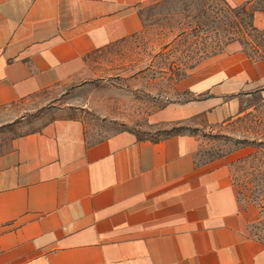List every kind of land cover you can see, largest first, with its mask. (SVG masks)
<instances>
[{
    "label": "crops",
    "instance_id": "0c3cea01",
    "mask_svg": "<svg viewBox=\"0 0 264 264\" xmlns=\"http://www.w3.org/2000/svg\"><path fill=\"white\" fill-rule=\"evenodd\" d=\"M161 1L0 0V111L87 79L91 57L138 33L141 9ZM253 22L264 30V11ZM262 87L264 54L235 52L191 72L178 89L193 98L151 117L197 120L194 132L93 141L65 118L13 139L0 155V264H264L233 156L206 154Z\"/></svg>",
    "mask_w": 264,
    "mask_h": 264
},
{
    "label": "rangeland",
    "instance_id": "374dc122",
    "mask_svg": "<svg viewBox=\"0 0 264 264\" xmlns=\"http://www.w3.org/2000/svg\"><path fill=\"white\" fill-rule=\"evenodd\" d=\"M242 6L246 12L264 9V0L238 7L226 0H164L141 9V30L95 53L87 79L0 111V155L13 139L65 118L81 121L93 141L121 131L152 140L196 131L197 120L152 123L151 117L192 99L178 84L212 60L235 52L252 60L261 56L257 48L264 45V30L245 26L249 19ZM248 100L249 110L232 134L211 135L206 154L233 156V181L254 221L250 235L264 242V87Z\"/></svg>",
    "mask_w": 264,
    "mask_h": 264
},
{
    "label": "trees",
    "instance_id": "16d2710c",
    "mask_svg": "<svg viewBox=\"0 0 264 264\" xmlns=\"http://www.w3.org/2000/svg\"><path fill=\"white\" fill-rule=\"evenodd\" d=\"M244 7L245 6H242V7H240L245 13H248V15H247V17H248V22H246V24H245V26L246 27H249L252 31H254V32H259V30L254 26V23H253V19H254V15H255V12L257 11V10H261V11H264V9H259V8H257V9H253V11H251V12H246V9H244ZM262 33H264V32H262ZM257 53H259V54H261V56L264 54V45L262 46V48H257ZM260 56V57H261ZM259 57V58H260Z\"/></svg>",
    "mask_w": 264,
    "mask_h": 264
}]
</instances>
